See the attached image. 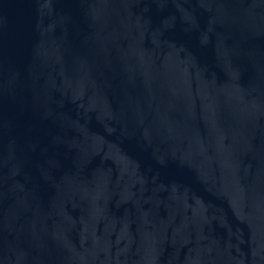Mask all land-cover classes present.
I'll list each match as a JSON object with an SVG mask.
<instances>
[{
	"label": "water",
	"instance_id": "obj_1",
	"mask_svg": "<svg viewBox=\"0 0 264 264\" xmlns=\"http://www.w3.org/2000/svg\"><path fill=\"white\" fill-rule=\"evenodd\" d=\"M0 264H264V0H0Z\"/></svg>",
	"mask_w": 264,
	"mask_h": 264
}]
</instances>
